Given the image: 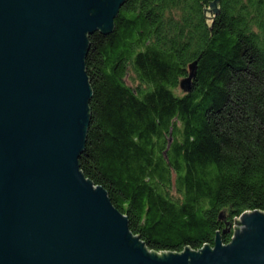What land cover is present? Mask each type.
Returning a JSON list of instances; mask_svg holds the SVG:
<instances>
[{
  "label": "trees",
  "instance_id": "obj_1",
  "mask_svg": "<svg viewBox=\"0 0 264 264\" xmlns=\"http://www.w3.org/2000/svg\"><path fill=\"white\" fill-rule=\"evenodd\" d=\"M80 171L147 250L264 213V0H124L88 35Z\"/></svg>",
  "mask_w": 264,
  "mask_h": 264
},
{
  "label": "water",
  "instance_id": "obj_2",
  "mask_svg": "<svg viewBox=\"0 0 264 264\" xmlns=\"http://www.w3.org/2000/svg\"><path fill=\"white\" fill-rule=\"evenodd\" d=\"M124 0H0V264H264V213L222 244L158 257L79 169L88 35Z\"/></svg>",
  "mask_w": 264,
  "mask_h": 264
},
{
  "label": "rangeland",
  "instance_id": "obj_3",
  "mask_svg": "<svg viewBox=\"0 0 264 264\" xmlns=\"http://www.w3.org/2000/svg\"><path fill=\"white\" fill-rule=\"evenodd\" d=\"M240 219L241 218L237 219V222H236V225H235V232H238V233L242 232V229H244V227L242 226V224L240 222ZM151 252H153V251H151ZM154 253H156V255L158 257H161V256H163V254L167 255V253H169V252H154Z\"/></svg>",
  "mask_w": 264,
  "mask_h": 264
}]
</instances>
